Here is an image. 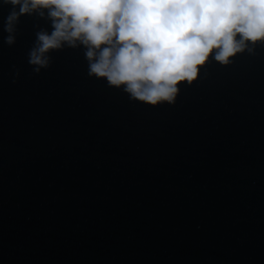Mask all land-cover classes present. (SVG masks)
Segmentation results:
<instances>
[{
  "label": "water",
  "instance_id": "1",
  "mask_svg": "<svg viewBox=\"0 0 264 264\" xmlns=\"http://www.w3.org/2000/svg\"><path fill=\"white\" fill-rule=\"evenodd\" d=\"M10 9L0 264H264V43L151 106L89 76L83 46L34 72L51 24L22 15L9 45Z\"/></svg>",
  "mask_w": 264,
  "mask_h": 264
},
{
  "label": "clouds",
  "instance_id": "2",
  "mask_svg": "<svg viewBox=\"0 0 264 264\" xmlns=\"http://www.w3.org/2000/svg\"><path fill=\"white\" fill-rule=\"evenodd\" d=\"M11 5L5 42L15 43L22 15L51 24L28 54L33 71L65 47L84 48L88 74L104 78L132 100L175 102L210 60L228 65L264 43V0H0ZM103 45V47H102ZM251 45V47H250Z\"/></svg>",
  "mask_w": 264,
  "mask_h": 264
}]
</instances>
